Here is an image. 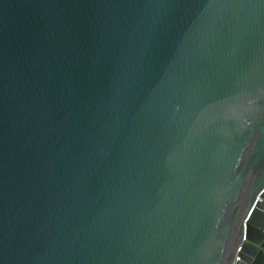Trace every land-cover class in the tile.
<instances>
[{
    "label": "water",
    "instance_id": "water-1",
    "mask_svg": "<svg viewBox=\"0 0 264 264\" xmlns=\"http://www.w3.org/2000/svg\"><path fill=\"white\" fill-rule=\"evenodd\" d=\"M0 264H264V0H0Z\"/></svg>",
    "mask_w": 264,
    "mask_h": 264
}]
</instances>
